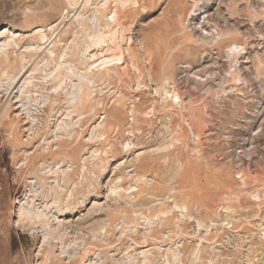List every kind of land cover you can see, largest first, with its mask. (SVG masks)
I'll return each mask as SVG.
<instances>
[{"label":"rangeland","instance_id":"1","mask_svg":"<svg viewBox=\"0 0 264 264\" xmlns=\"http://www.w3.org/2000/svg\"><path fill=\"white\" fill-rule=\"evenodd\" d=\"M4 31L0 264H264V0H0Z\"/></svg>","mask_w":264,"mask_h":264},{"label":"bare ground","instance_id":"2","mask_svg":"<svg viewBox=\"0 0 264 264\" xmlns=\"http://www.w3.org/2000/svg\"><path fill=\"white\" fill-rule=\"evenodd\" d=\"M192 15H193V14H192ZM197 21H199L198 18H196V22H197ZM202 22H203V21H202ZM198 24H199V22H198ZM195 25H196V24H195ZM38 32L41 33V30H39V31L37 30L36 33L39 34ZM205 33H206V32H205ZM5 34H6V31L0 33V38L3 39ZM207 36H208V35H207ZM220 36H221V35H220ZM5 37H7V36H5ZM43 39H44V38H43ZM2 46H3V45H2ZM7 46H9V45H6V47H7ZM240 47H241V46H239V45H234V46H232V48H234V49H235V48L238 49V48H240ZM232 48H231V49H232ZM6 52H7V51H6ZM239 52H240V51H239ZM242 52H243V51H242ZM233 53H234V52H233ZM227 54H228V53H227ZM234 54H235V53H234ZM240 54H241V53H240ZM94 55H95V54H94ZM236 55H237V54H236ZM228 56H229V55H228ZM106 60H107V59H106ZM103 62H104V61H103ZM108 63H109V62H108ZM105 64H106V63H105ZM15 79H16V77H15ZM15 79L12 81L13 83H14ZM13 83H12V85H13ZM9 89H10V88H8L6 92H8ZM166 89H167V87H165V90H166ZM173 94H174V93H173ZM0 96H1V93H0ZM174 96H175V95H174ZM176 97H177V96H176ZM181 101H182V100H181ZM178 103H179V102H178ZM31 130L34 132V127H33ZM28 200H29V199H28ZM28 200H27V201H28ZM28 204H29V203H28ZM28 204H27V205H28ZM24 207H25V205H24ZM21 211H22V210H21ZM145 257H146V256H145Z\"/></svg>","mask_w":264,"mask_h":264}]
</instances>
